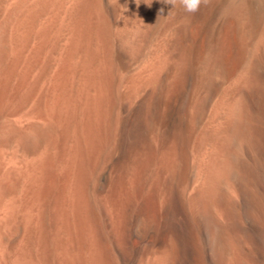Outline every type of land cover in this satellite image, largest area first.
<instances>
[{"label": "bare ground", "instance_id": "bare-ground-1", "mask_svg": "<svg viewBox=\"0 0 264 264\" xmlns=\"http://www.w3.org/2000/svg\"><path fill=\"white\" fill-rule=\"evenodd\" d=\"M0 264H264V0H0Z\"/></svg>", "mask_w": 264, "mask_h": 264}, {"label": "clouds", "instance_id": "clouds-1", "mask_svg": "<svg viewBox=\"0 0 264 264\" xmlns=\"http://www.w3.org/2000/svg\"><path fill=\"white\" fill-rule=\"evenodd\" d=\"M211 0H179V4L183 7L184 11L188 14H194L198 12L201 6L207 7ZM177 0H165V4L175 6Z\"/></svg>", "mask_w": 264, "mask_h": 264}]
</instances>
